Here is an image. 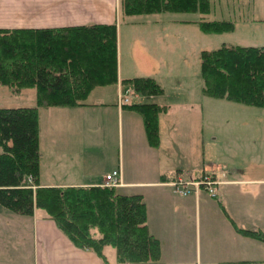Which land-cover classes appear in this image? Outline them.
Wrapping results in <instances>:
<instances>
[{"label":"crops","instance_id":"crops-1","mask_svg":"<svg viewBox=\"0 0 264 264\" xmlns=\"http://www.w3.org/2000/svg\"><path fill=\"white\" fill-rule=\"evenodd\" d=\"M248 9L247 3L238 0L224 5L211 0L206 18L230 20L234 25L238 19L245 21ZM119 12L120 0H0V27L111 22L116 26ZM216 13L219 17H215ZM156 38L157 35L147 34L129 38L127 52L130 57L141 58L145 73H134L129 66L123 71L116 26V82L91 89L83 105L37 108L38 183L59 187L103 185L104 175L117 169L119 183L113 186L116 191L142 197L148 232L159 243L157 264H264V242L237 231L251 229L264 234V166H234L216 157L208 165L214 194L208 196L199 189L183 195L171 184L176 176L188 180L207 173L203 169L191 173L188 162L194 148H168L162 144L163 122L172 106L165 103L167 110L158 114V144L150 146L141 117L118 103V95L127 87L128 94H136L121 83L122 79L147 76L156 80L149 73L157 70L153 51L162 47L151 42ZM157 96L138 97L136 101L128 97L127 103L164 104ZM171 127L177 130L175 123ZM172 155L182 160L177 157L175 161ZM3 216L2 231L9 228L12 218L31 229L33 255L28 264L115 263L114 250L111 262L103 252L105 246L104 260L90 250L74 246L39 209L34 208L31 215L25 216L1 207L0 217ZM16 216H23V220Z\"/></svg>","mask_w":264,"mask_h":264},{"label":"trees","instance_id":"trees-1","mask_svg":"<svg viewBox=\"0 0 264 264\" xmlns=\"http://www.w3.org/2000/svg\"><path fill=\"white\" fill-rule=\"evenodd\" d=\"M125 15L197 12L204 31L230 30L233 22L208 19L211 0H120ZM201 92L264 109V46L221 44L199 52ZM116 82V26L90 23L44 27H0V84L13 92L31 87L35 106L0 107V206L19 215L44 212L76 247L104 260L111 246L113 264H157L160 248L146 226L140 194H120L113 186H40L37 107L75 106L96 86ZM133 93L163 92L152 77L121 80ZM143 123L147 143L158 144L157 116L167 105L126 103ZM30 178V182L26 179ZM264 242L259 230L237 229Z\"/></svg>","mask_w":264,"mask_h":264},{"label":"rangeland","instance_id":"rangeland-1","mask_svg":"<svg viewBox=\"0 0 264 264\" xmlns=\"http://www.w3.org/2000/svg\"><path fill=\"white\" fill-rule=\"evenodd\" d=\"M231 1L219 0L223 5ZM238 1L249 5L248 17L244 18L245 21L236 20L230 30L221 32L202 30L198 25L200 15L195 11L125 15L120 8L116 19L123 71L129 66L135 70L134 73H145L141 58L130 57L127 52L129 38L145 34L158 36L154 42L151 41L162 46L153 51L154 68L157 66V70L154 72L151 69L149 73L155 75L163 88V93L157 96L158 101L172 106L163 122L162 144L168 148H194L188 162L193 174L201 169L210 174L209 162L217 158L234 166L240 164L245 167L254 163L259 164L258 168L264 166V109L224 98L208 97L201 92V50H212L221 44L264 45V0ZM241 11L244 12V9ZM219 15L216 13L215 17ZM127 97L135 101L138 97L145 98L138 94H127ZM35 105L33 88L24 87L13 92L7 85L0 84V107ZM172 123L176 124V131L171 127ZM115 145L113 148H116ZM170 152L172 154V149H169ZM177 157L172 155L175 161ZM214 188L215 185L212 186ZM16 217L23 220V216ZM4 219V216L0 217V220ZM10 220L9 228L0 230V264H28L33 255L31 229L24 227L18 219ZM16 246L18 249H15ZM34 249L36 252L35 244ZM103 252L109 261L114 262L111 246H105Z\"/></svg>","mask_w":264,"mask_h":264},{"label":"built area","instance_id":"built-area-1","mask_svg":"<svg viewBox=\"0 0 264 264\" xmlns=\"http://www.w3.org/2000/svg\"><path fill=\"white\" fill-rule=\"evenodd\" d=\"M130 93V88L127 87L123 94L118 95V103L125 104L128 102L127 94ZM30 182V178L26 179ZM119 183V171L117 169L111 170L106 173L103 177V186H116ZM172 186L175 187L181 194H188L191 191H196L199 189L204 190L206 193L211 195L214 194L212 186H214V180L209 174H203L198 179H188L184 180L180 175L176 176L171 182Z\"/></svg>","mask_w":264,"mask_h":264}]
</instances>
